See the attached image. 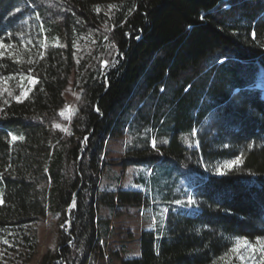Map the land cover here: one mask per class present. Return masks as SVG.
Masks as SVG:
<instances>
[{
    "label": "trees",
    "instance_id": "1",
    "mask_svg": "<svg viewBox=\"0 0 264 264\" xmlns=\"http://www.w3.org/2000/svg\"><path fill=\"white\" fill-rule=\"evenodd\" d=\"M0 41V264H31L48 214L70 225L41 264L97 263L100 206L143 198L100 190L105 145L125 134L119 164L201 176L199 209L169 212L122 264H225L237 238H264V97L249 78L264 69V3L0 0Z\"/></svg>",
    "mask_w": 264,
    "mask_h": 264
},
{
    "label": "rangeland",
    "instance_id": "2",
    "mask_svg": "<svg viewBox=\"0 0 264 264\" xmlns=\"http://www.w3.org/2000/svg\"><path fill=\"white\" fill-rule=\"evenodd\" d=\"M264 3V0H250ZM245 4V3H244ZM2 49V47H0ZM249 78L261 86L260 93L264 97V69L260 67L250 73ZM33 83V80H31ZM8 82L0 79V86L6 88ZM65 112L72 115L80 100V90L70 79L65 93ZM129 140L127 134L111 137L106 145L103 159L106 161L100 178V190L116 191L134 190L143 193L142 202H116L115 206L102 205L98 211L100 221L98 233L104 255L99 257L96 264H122L128 258L141 256V235L145 230H153L163 234L167 228L169 212L179 213L183 210L196 211L199 209L195 201V188L201 174L195 169H189L174 161L157 164H119L126 155L125 143ZM235 160V159H234ZM232 160L219 161L210 169L207 163L199 164L198 169L210 173L221 174L230 167L224 165ZM194 201L190 203L189 201ZM179 202V203H178ZM69 229V221L62 224L57 216L48 214L46 219L37 226L39 247L31 264H41L43 255L54 248L59 230ZM245 239L241 238V245ZM260 240L264 241V238ZM252 247H238L240 255L246 257L241 261L237 254L229 252L223 258L225 264H262V253L258 250L257 240H247ZM233 247V248H234Z\"/></svg>",
    "mask_w": 264,
    "mask_h": 264
},
{
    "label": "snow or ice",
    "instance_id": "3",
    "mask_svg": "<svg viewBox=\"0 0 264 264\" xmlns=\"http://www.w3.org/2000/svg\"><path fill=\"white\" fill-rule=\"evenodd\" d=\"M109 7H114V6H109ZM98 10V9H97ZM0 47H7V45H4L2 41H0ZM17 99H19V97H17ZM16 137H13V140H15ZM242 163V160L240 157H237L235 160L229 161L227 162L224 167H232L233 165H238ZM190 203L194 202V201H189ZM179 203V202H178ZM6 242V241H5ZM257 245L258 248L256 250L260 251L262 253L261 255V262L262 264H264V241L260 240L259 238L257 239ZM236 245L237 246H242V247H246V248H251L252 245L245 239L243 245H241V238H237L236 239ZM230 252L237 254L238 259H240L241 261L245 260L246 257L243 255H240L238 252V247H234L233 249L230 250Z\"/></svg>",
    "mask_w": 264,
    "mask_h": 264
},
{
    "label": "water",
    "instance_id": "4",
    "mask_svg": "<svg viewBox=\"0 0 264 264\" xmlns=\"http://www.w3.org/2000/svg\"><path fill=\"white\" fill-rule=\"evenodd\" d=\"M69 225H70V222H69Z\"/></svg>",
    "mask_w": 264,
    "mask_h": 264
}]
</instances>
